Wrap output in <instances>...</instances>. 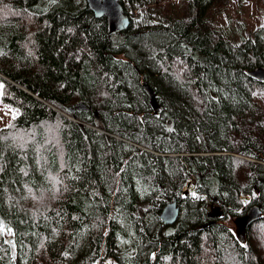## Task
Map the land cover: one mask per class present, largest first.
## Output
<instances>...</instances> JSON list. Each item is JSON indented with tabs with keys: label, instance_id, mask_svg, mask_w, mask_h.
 Returning <instances> with one entry per match:
<instances>
[{
	"label": "trees",
	"instance_id": "16d2710c",
	"mask_svg": "<svg viewBox=\"0 0 264 264\" xmlns=\"http://www.w3.org/2000/svg\"><path fill=\"white\" fill-rule=\"evenodd\" d=\"M119 1L130 26L111 35L85 0H0V102L17 111L0 264H264V84L247 76L264 25L237 43L215 24L226 0H188L167 25ZM254 205L241 242L226 224Z\"/></svg>",
	"mask_w": 264,
	"mask_h": 264
},
{
	"label": "rangeland",
	"instance_id": "374dc122",
	"mask_svg": "<svg viewBox=\"0 0 264 264\" xmlns=\"http://www.w3.org/2000/svg\"><path fill=\"white\" fill-rule=\"evenodd\" d=\"M188 0H144L138 5L130 7V12L134 17L140 15H152L153 19H161L165 25L170 20L178 19L185 11ZM214 20L217 27L225 29L231 38L239 43L246 39L251 33L264 25V0H226L214 11ZM1 89V82H0ZM150 101L153 106L156 105L155 96L149 93ZM258 103L264 112V93L259 96ZM17 111L0 102V130L8 127ZM193 180L190 186L185 188L188 195L197 198L193 191ZM248 197L242 198L243 205L249 202ZM214 214V209H209ZM216 214H219L216 212ZM220 216V214H219ZM235 220L227 222V226L237 231ZM238 236V231L236 233ZM244 238V234H242ZM241 240V239H239ZM245 240V239H243ZM104 264H113L112 261H106Z\"/></svg>",
	"mask_w": 264,
	"mask_h": 264
},
{
	"label": "water",
	"instance_id": "95a60500",
	"mask_svg": "<svg viewBox=\"0 0 264 264\" xmlns=\"http://www.w3.org/2000/svg\"><path fill=\"white\" fill-rule=\"evenodd\" d=\"M87 7L93 13L96 19L104 18L107 21L109 33L116 35L125 32L130 26V18L125 14L119 0H85ZM247 76L253 81L264 84V68H257L248 72ZM90 108L83 104L77 103L75 106L68 108L67 112L72 117L76 113H88ZM95 115H97L95 113ZM180 207L176 201L167 203L162 208L159 219L165 226L174 225L179 217ZM262 218V211L260 206H251L247 209L245 214L236 218L235 223L238 231V239L244 242L242 234L247 228L260 221Z\"/></svg>",
	"mask_w": 264,
	"mask_h": 264
},
{
	"label": "built area",
	"instance_id": "2783aa9c",
	"mask_svg": "<svg viewBox=\"0 0 264 264\" xmlns=\"http://www.w3.org/2000/svg\"><path fill=\"white\" fill-rule=\"evenodd\" d=\"M191 182V181H190ZM190 182H189V185H190Z\"/></svg>",
	"mask_w": 264,
	"mask_h": 264
}]
</instances>
